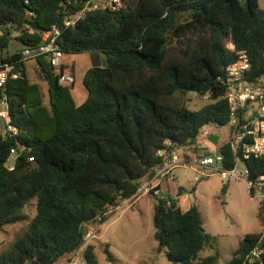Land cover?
<instances>
[{"label": "trees", "instance_id": "1", "mask_svg": "<svg viewBox=\"0 0 264 264\" xmlns=\"http://www.w3.org/2000/svg\"><path fill=\"white\" fill-rule=\"evenodd\" d=\"M86 1L0 0V51L7 58L41 45L54 25L64 55L88 52L91 60L82 77L87 97L80 105L72 100V83H57L62 66L53 70L46 57L34 60L49 85L53 129L45 140L36 136L38 126L27 111L31 87L24 63L21 76L6 82L9 124L16 134L0 136V231L19 221L31 200L35 213L0 253V264H56L78 251L85 264H96L93 246H83L87 231L104 224L154 173L162 163L158 151L176 149L189 157L184 151L201 150L205 125L227 126L221 82L237 52L248 57L247 81L264 76V10L258 0H122L117 10L85 11L65 27L64 20ZM12 38L19 44L13 50ZM190 93L208 95L209 101L191 110ZM214 146L223 156L221 165L233 166L227 141ZM11 149L16 155L7 167ZM246 167L251 178L264 174V155L249 158ZM182 191L156 199L157 251L172 264H216V255L199 257L209 236L194 204L185 211L178 207ZM258 218L262 232L245 234L225 264H248L244 258L255 246L263 253L251 264H264V204Z\"/></svg>", "mask_w": 264, "mask_h": 264}, {"label": "rangeland", "instance_id": "2", "mask_svg": "<svg viewBox=\"0 0 264 264\" xmlns=\"http://www.w3.org/2000/svg\"><path fill=\"white\" fill-rule=\"evenodd\" d=\"M258 5L260 9L264 10V0H258ZM11 35L14 37L17 32L12 31ZM18 46L17 41L12 38L10 48L13 50ZM226 46L231 47L229 43ZM62 60L65 61L67 69L73 67L75 80L72 91H69L74 104L80 105L87 96L82 77L91 65L90 55L88 52L65 54ZM26 68L31 87L27 94V111L38 126L36 136L45 140L50 137L53 129L49 85L38 72L35 63H28ZM260 81L264 84V76ZM67 86L68 84L63 85V87ZM188 97V107L191 110H197L209 101L208 95L201 96L190 93ZM1 110H3L2 105H0ZM209 131L218 136L217 143L219 145L230 139L227 126L219 128L211 126ZM0 132H3L2 127H0ZM199 141L209 146L212 151L215 150L214 144H210L207 140L199 139ZM200 152L198 151V153ZM178 153L182 155L181 151ZM12 163L13 160L10 157L6 162L7 167H11ZM187 168L174 170L173 174L176 171L178 180L166 179L169 181L168 186L161 184V181L159 183L161 187L156 194L143 195L129 204L121 205L110 212V216L104 224H96L94 228L87 231L83 246H93L96 264H172L163 252L157 251V243L153 238V207L157 198H175L173 191L181 182L182 185H187L189 190L186 191L185 196L177 198V205L181 209H185L189 204H196L201 212L203 229L209 236L206 247L199 253L200 258L216 255V264H225L240 246L245 234L262 232L263 226L258 218L259 204L250 199L244 181L224 183L217 175H211L199 184H195V182L191 184L183 182V178L180 177L184 173L188 178H191L192 171ZM223 186L225 191H222ZM34 213L35 200H31L22 209L19 221L2 228L0 231V253L5 252L10 244L25 231ZM72 263L85 264L81 251L59 260L56 264Z\"/></svg>", "mask_w": 264, "mask_h": 264}, {"label": "built area", "instance_id": "3", "mask_svg": "<svg viewBox=\"0 0 264 264\" xmlns=\"http://www.w3.org/2000/svg\"><path fill=\"white\" fill-rule=\"evenodd\" d=\"M121 5L122 0H88L84 3L82 10L64 20L63 25L65 27L73 26L77 20L84 16L85 11L106 8L114 11L119 9ZM58 36L59 30L52 25L50 30L43 33L41 45L21 49L15 60L7 58L0 51V105L3 106V110L0 111V118L3 120V124H1L3 132H0V136L16 134V129L9 124L4 94L7 80H15L21 76L22 67L19 65L20 63L39 57H46L53 70H60L64 54L57 44ZM230 49L233 50L232 45ZM237 54L236 61L226 67L225 76L221 82L226 88L225 98L229 108L227 127L229 128L230 139L227 140V143L233 155V166L230 168L223 167L221 165L223 156L219 151L208 149V146L200 141L199 148L201 150L189 149L184 151L189 157L180 155L176 149L164 148L158 151V156L162 157V163L149 178L140 184L135 194L124 201L123 205L129 204L140 196L156 194V188L159 187L161 181L172 178L174 170L187 167L194 171V181L211 175L219 176L224 183L242 180L246 184L250 199L258 204H264V174L251 178L246 167V161L249 158H260L264 155V84L261 81L249 82L246 80L245 74L249 70L248 57L245 51H238ZM73 80V72L69 71L61 74L57 83L59 85L70 84ZM231 128L233 129L231 130ZM209 134H211L209 126L205 125L199 133V139L208 141ZM166 146H169L168 142ZM198 151L201 152L198 153ZM9 154V158L14 160L16 152L11 149ZM262 253L263 249L255 246L245 256V263H253Z\"/></svg>", "mask_w": 264, "mask_h": 264}, {"label": "crops", "instance_id": "4", "mask_svg": "<svg viewBox=\"0 0 264 264\" xmlns=\"http://www.w3.org/2000/svg\"><path fill=\"white\" fill-rule=\"evenodd\" d=\"M30 62H33V63H35V61L34 60H31V61H27V62H25L24 63V67H25V73H26V71H27V68H26V65L28 64V63H30ZM61 66L63 67V72L64 73H66V71L67 72H69V71H72V68L73 67H71L70 69H67V65L65 64V61H63V60H61ZM35 65H36V67H37V64L35 63ZM36 69V68H35ZM37 70H38V68H37ZM73 72V71H72ZM27 75V74H26ZM74 77V76H73ZM28 78V77H27ZM75 80V79H74ZM74 80H73V82H72V84L74 85ZM73 85H72V88H73ZM72 91V90H71ZM87 97V96H86ZM86 99V98H85ZM217 136V135H216ZM217 142H218V139H217ZM208 149H210L211 150V148L208 146ZM178 169H180V168H178ZM181 169H186V168H181ZM187 169H189V170H191L192 171V173H193V176H192V173H191V178H188L184 173H182V175H180V177H182L183 178V182H187V183H194L195 182V184H199L202 180H204L205 178H203V179H199L198 181H194V171L192 170V169H190V168H187ZM175 173H176V171H175ZM173 174V176H172V178H170V181H172V180H178L177 179V173L176 174ZM219 177V176H218ZM206 178H208V177H206ZM220 179V178H219ZM221 180V179H220ZM221 182H222V180H221ZM169 181H167L166 179L165 180H163L162 181V183L161 184H164V185H166V186H168L169 184ZM161 184H159V189H160V187H161ZM179 188H182L184 191H182V193H181V195H179L177 198L179 199L181 196H185L186 195V191L187 190H189V187H187V185L186 186H184V185H182V182L181 183H179L176 187H175V189H174V196H176L177 195V192H178V189ZM194 204V203H193ZM191 204H189V205H187V207L185 208V209H181V207L178 205V207L180 208V210L181 211H185V210H187L188 208H189V206H190ZM195 206H196V204H194ZM196 208H197V210L199 211V213H200V216H201V212H200V210H199V207L198 206H196ZM201 220H202V217H201ZM202 227H203V222H202Z\"/></svg>", "mask_w": 264, "mask_h": 264}, {"label": "water", "instance_id": "5", "mask_svg": "<svg viewBox=\"0 0 264 264\" xmlns=\"http://www.w3.org/2000/svg\"><path fill=\"white\" fill-rule=\"evenodd\" d=\"M88 6L90 5L89 3L87 4ZM81 6H84V3L81 4ZM0 124H3V120L0 118ZM217 139H218V136H216L215 134H209L208 135V141L211 143V144H217ZM159 187L156 188V190H158Z\"/></svg>", "mask_w": 264, "mask_h": 264}, {"label": "clouds", "instance_id": "6", "mask_svg": "<svg viewBox=\"0 0 264 264\" xmlns=\"http://www.w3.org/2000/svg\"><path fill=\"white\" fill-rule=\"evenodd\" d=\"M213 134V133H212Z\"/></svg>", "mask_w": 264, "mask_h": 264}]
</instances>
